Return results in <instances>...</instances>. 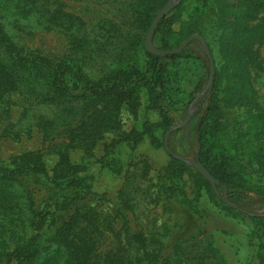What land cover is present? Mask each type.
Here are the masks:
<instances>
[{"label":"trees","instance_id":"obj_1","mask_svg":"<svg viewBox=\"0 0 264 264\" xmlns=\"http://www.w3.org/2000/svg\"><path fill=\"white\" fill-rule=\"evenodd\" d=\"M132 1V6L137 2L149 9L143 18H137L149 28L157 13L150 11L153 0ZM186 1L191 2L187 5ZM67 5V0H0V142L41 135L38 148L7 159L0 152V264H144L142 246L130 242L125 221L121 226L127 243L99 252L109 222L99 205L81 202L84 194L95 192L91 190V165L86 158L93 156L101 140L112 132L116 136L104 143L103 166L109 169L121 161L113 160V155L124 142L133 145L148 136L152 145L165 146V134L173 118L185 117L193 101L202 105L208 96L209 103L196 124L199 160L219 180L220 190L222 184L230 195L235 188L241 189L250 175L245 177V170L239 168V179L236 178L238 172L232 169V157L226 153L219 132L223 112L229 105H239V109L260 116V131L264 132V108L257 100L253 76L264 71L259 49L264 44V0H182L175 8L188 10L183 20L172 14L174 9L163 17L153 37L160 48H172L171 40H183L193 33L203 36L210 46L215 80L212 88L198 97L182 86L186 75L183 64L196 62L200 64L201 77L208 78L210 74L209 58L191 47L197 39L178 53L162 56L149 52L141 35L123 34L127 44L121 45L131 55L127 65L130 70L114 77L112 69L100 82L85 73L75 58L57 59L43 49L18 42V33L33 36L58 31L65 33L74 47L88 45L75 32L86 23L75 12L67 11ZM178 20L179 30L175 27ZM102 26L109 33L99 38L104 39L99 41V48L106 51L108 45L121 39L115 31L121 24L107 20ZM13 95L19 99L12 100ZM144 97L147 108L161 114L160 120H146L140 130L130 133L121 131V111L129 109L137 115ZM253 126L248 130V142L251 153L260 160L259 201H264V140L257 147L253 145ZM77 152L83 153L82 161L73 159ZM171 158L173 164L187 166L181 159ZM240 160L239 155V167H243ZM176 171L166 175L162 184L166 191L176 185L179 188L180 175ZM196 173L201 184L212 189L210 182L197 170ZM212 192L220 200L213 189ZM122 195L116 200V217L120 220L128 202ZM243 198L239 194L241 204L246 202ZM250 217L264 224V216ZM126 246L136 254L128 255ZM211 248L210 243L197 240L181 250L179 247L161 264H176L181 255H185L187 264H205Z\"/></svg>","mask_w":264,"mask_h":264},{"label":"rangeland","instance_id":"obj_2","mask_svg":"<svg viewBox=\"0 0 264 264\" xmlns=\"http://www.w3.org/2000/svg\"><path fill=\"white\" fill-rule=\"evenodd\" d=\"M163 1L153 0L150 4V11L157 12V15L170 0H167L165 5ZM181 1H177L175 7ZM67 2L66 10L75 12L86 23L79 30L75 29V32H79L88 45L84 48H80L79 45L74 47L67 35L58 31L37 32L33 36L18 33V42L28 48L43 49L57 59H77V62L83 66L84 72L96 82H100L112 69L114 77L128 73L130 68L127 65L131 55L129 52L127 54V49L121 45L127 44V41L122 40V35L126 34L130 37L141 35L145 43L150 27L145 28V23L142 20L137 21V18H143L149 9L145 5L139 6L137 2L132 6V0L108 2L67 0ZM186 2L188 5L191 1ZM175 7L173 11L171 10L172 14L181 16L180 19L183 20L188 15V10ZM107 20L121 24L120 28L115 29L121 39L116 44L108 45L105 51L99 48V41L104 40L99 38L105 34L108 36L109 30L102 26ZM181 20L175 24L177 30L180 28L177 24ZM188 38L171 40L170 46L178 47ZM203 39L210 50L208 42L205 38ZM154 45L159 49H164L160 48L159 42H154ZM134 46L133 43L130 47L134 48ZM191 47L201 55L208 57L199 40L193 42ZM259 49L264 58V44ZM182 70L186 73L182 83L186 92H193L198 97L208 90L204 91L210 74L208 78L201 77L200 64L186 63L183 64ZM253 76L257 100L264 108V71L253 73ZM18 99L19 96L13 95L12 100ZM209 99L210 97L206 96L202 105L193 101L187 111V114L191 113L189 121L169 135L170 149L181 156L178 159L185 162L187 166L173 164L171 158L173 155L166 150V147L163 144L152 145L147 136L142 142L133 144L134 146L124 142L113 155V160L119 158L121 161H118L116 167L109 169L103 166V157L106 153L104 143L116 136L114 132L107 134V138L101 140L95 149L94 155L86 158L91 165L90 171L93 178L91 190L95 192L84 194L81 202L92 201L99 205L109 222V227L99 243V252L127 243L125 236L122 235L121 226V223L125 221L129 228L130 242L142 246L141 256L144 264H161L167 256H173L175 250L179 251V247L181 250L182 247H187L197 240L206 244L210 243L212 246V251L207 252L205 264H264V224L258 221L259 219L250 217L252 215L264 216V201H259L262 197L261 189L258 187L261 178L258 168L260 160L251 153V143L248 142L251 138L248 130L252 124L254 126L251 133L255 140L253 145L257 147L261 144L260 142H263L264 132L260 131L263 121L256 114H249L244 108L239 109V105H229L223 112L225 115L222 119L224 122L222 130L219 132L220 141L227 149L226 153L232 157V169L238 172L236 178L239 179V168H243L246 172L245 177L249 178L250 175V180L244 181L241 189L235 188L233 195L229 194V189L223 184V190H220L218 186L219 194L212 187L220 201L214 196L208 184H201L200 176L196 173L197 169L192 165L194 162H200V142L198 141L200 135L196 130V124L202 116L203 109L209 103ZM146 105L147 101L144 97L143 105L137 115L131 114L129 109H123L120 130L130 133L140 130L146 120L152 123L158 122L161 114L158 111L149 110ZM18 106L14 107L15 116ZM186 116H173V123L168 131L174 124L183 122ZM40 137V134L35 133L32 137L24 136L19 141L2 140L0 142L1 157L7 159L26 149L40 147ZM82 155V152H77L73 155V159L82 161ZM239 155L243 167H239ZM121 165H125V169L119 168ZM175 170L180 175L177 178L179 188L176 185L173 189L166 191L162 186L163 181L166 180L167 174ZM120 192L128 201L121 212V220L119 216L116 217V200H120ZM239 194L244 197L242 199L246 201L244 204L240 203ZM224 199L238 204L243 211L230 206ZM239 212L248 214L242 215ZM126 249L128 255L136 254L131 247L126 246ZM184 257L185 255H181L176 264H187Z\"/></svg>","mask_w":264,"mask_h":264},{"label":"water","instance_id":"obj_3","mask_svg":"<svg viewBox=\"0 0 264 264\" xmlns=\"http://www.w3.org/2000/svg\"><path fill=\"white\" fill-rule=\"evenodd\" d=\"M177 1L179 0H170L165 6L164 8L155 16V18L153 19V22L149 28L148 34L146 36V40H145V47L146 49L151 52L154 53L156 55H168V54H175L180 52L183 48H185L192 40L197 39L201 42V44L204 46L205 51L209 57L210 60V78H209V82L205 88L204 91H206L207 89H210L213 85L214 82V73H215V64H214V60L213 57L210 53V50L205 42V40L203 39L202 36L198 35V34H193L192 36H190L187 40H185L180 46L172 48V49H159L154 45L153 42V37H154V33L155 30L157 28V26L159 25L160 21L163 19V17H165L167 14L170 13V11L175 7V4L177 3ZM191 117V113L189 112L186 116V118L183 120V122L174 124L173 127L166 133L165 136V147L166 150L172 154L173 156L177 157V158H181V156L175 154L172 152V150L170 149L169 146V135L170 133L178 128L183 127L184 125H186V123L189 121ZM212 185L213 189L215 190V192H217V194H219L218 192V185L220 184L219 180L217 178H215L211 172L199 161L194 162L192 164ZM224 201L229 204L230 206L238 209V210H242L243 209L236 203L228 200V199H224Z\"/></svg>","mask_w":264,"mask_h":264}]
</instances>
